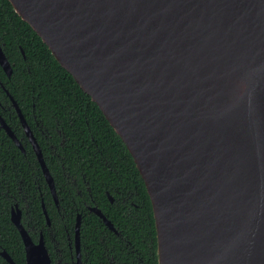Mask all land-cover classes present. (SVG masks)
Here are the masks:
<instances>
[{"label": "water", "instance_id": "water-1", "mask_svg": "<svg viewBox=\"0 0 264 264\" xmlns=\"http://www.w3.org/2000/svg\"><path fill=\"white\" fill-rule=\"evenodd\" d=\"M9 1L132 154L153 206L159 264H264V0ZM0 64L10 77L1 43ZM11 98L58 202L43 150ZM0 122L25 151L1 114ZM12 221L29 263L50 264L20 210ZM80 225L81 214L77 264Z\"/></svg>", "mask_w": 264, "mask_h": 264}, {"label": "trees", "instance_id": "trees-1", "mask_svg": "<svg viewBox=\"0 0 264 264\" xmlns=\"http://www.w3.org/2000/svg\"><path fill=\"white\" fill-rule=\"evenodd\" d=\"M0 43L13 67L9 77L0 64V114L26 148L22 152L0 122V264H10L2 249L16 264H27L11 220V207L26 202L21 196L46 229L44 200L52 224L60 226L67 264H74L67 240L74 236L78 212L83 264H159L153 206L132 154L98 104L9 0H0ZM11 96L43 150L59 205ZM92 204L119 234L89 209Z\"/></svg>", "mask_w": 264, "mask_h": 264}, {"label": "flooded vegetation", "instance_id": "flooded-vegetation-1", "mask_svg": "<svg viewBox=\"0 0 264 264\" xmlns=\"http://www.w3.org/2000/svg\"><path fill=\"white\" fill-rule=\"evenodd\" d=\"M26 133V132H25ZM27 135V134H26ZM17 136V135H16ZM36 136V135H35ZM18 137V136H17ZM28 138V136H27ZM37 138V137H36ZM29 139V138H28ZM14 140V139H13ZM38 140V139H37ZM21 141V140H20ZM30 141V140H29ZM22 143V142H21ZM32 145V143H30ZM23 145V144H22ZM33 147V145H32ZM20 148V147H19ZM25 148V147H24ZM34 148V147H33ZM21 149V148H20ZM22 150V149H21ZM22 152H26V148H25V151L22 150ZM43 170V169H42ZM44 172V171H43ZM45 175V174H44ZM46 178V177H45ZM53 195V194H52ZM110 194H108L109 196ZM58 196V194H57ZM112 196V195H110ZM22 199H24L26 202L24 204H21V202H18V204L14 205L11 207V220H12V211L13 209L15 211H18L20 210L21 211V222H22V225L24 226L25 230L27 231L30 239H31V242H32V245H34L35 247H38V246H43L46 250H47V253L49 255V258H50V264H67V261H66V257L69 255L66 253V249H65V246H64V243L60 240L59 238V232H60V226L59 225H53L52 224V220L50 218V223H48V220H47V217H46V214H45V211H44V206L46 207L47 209V206L44 202V200L42 201V207H43V212H44V216L46 218V224H47V228L44 229V226L39 224V221L35 220L33 215H32V211H31V208H30V202L28 203V199L26 196H21ZM113 197V196H112ZM110 198V197H109ZM55 199V198H54ZM111 200V199H110ZM56 202V200H55ZM114 202V197H113V201ZM44 203V204H43ZM58 205H59V198H58V202H56ZM89 209L91 211L92 210V207H98L94 204L92 205H89L88 206ZM99 208V207H98ZM58 210L60 211V207L58 208ZM48 211V209H47ZM94 212V211H93ZM103 212V211H102ZM104 213V212H103ZM81 213L78 212L77 213V221H78V216L80 215ZM48 215H49V212H48ZM98 215V214H97ZM105 215V214H104ZM99 216V215H98ZM106 216V215H105ZM50 217V215H49ZM81 217H82V214H81ZM107 217V216H106ZM61 218L64 219V215L61 214ZM102 218V217H101ZM108 218V217H107ZM109 219V218H108ZM102 220L104 221V219L102 218ZM110 220V219H109ZM77 221H76V224H75V233H74V236L70 235L68 237V240H67V244H68V248H69V251H70V256L72 257V261L74 264H77V249H76V225H77ZM111 221V220H110ZM13 222V221H12ZM14 223V222H13ZM104 223L106 224V222L104 221ZM113 223V222H112ZM15 224V223H14ZM64 226L66 225V223L63 224ZM107 225V224H106ZM114 225V224H113ZM16 228L18 229L19 233H20V236H21V239H22V242H23V246H24V250H25V258H26V263L27 264H31L29 263L28 261V250H27V245H26V242L25 240L23 239L22 237V234L19 230V228L17 227V225L15 224ZM108 226V225H107ZM109 227V226H108ZM115 227V226H114ZM110 228V227H109ZM80 229H81V225H80ZM111 229V228H110ZM116 229V228H115ZM113 230V229H111ZM115 233L119 234L117 229L116 231L113 230ZM81 233V232H80ZM81 238H80V250H81ZM3 251H6L8 252L6 249H2L1 250V255H2V252ZM9 253V252H8ZM10 255V254H9ZM3 256V255H2ZM11 256V255H10ZM4 257V256H3ZM12 257V256H11ZM81 259H82V251H81ZM14 260V259H13ZM8 261V260H7ZM9 262V261H8ZM15 262V261H14ZM10 263V262H9ZM16 263V262H15ZM11 264V263H10ZM81 264H83V259H82V262Z\"/></svg>", "mask_w": 264, "mask_h": 264}]
</instances>
